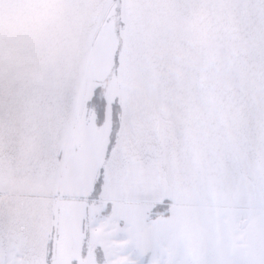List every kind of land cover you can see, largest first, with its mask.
Masks as SVG:
<instances>
[{
  "label": "crops",
  "instance_id": "0c3cea01",
  "mask_svg": "<svg viewBox=\"0 0 264 264\" xmlns=\"http://www.w3.org/2000/svg\"><path fill=\"white\" fill-rule=\"evenodd\" d=\"M63 202L127 264H264V0H0V264H48Z\"/></svg>",
  "mask_w": 264,
  "mask_h": 264
},
{
  "label": "rangeland",
  "instance_id": "374dc122",
  "mask_svg": "<svg viewBox=\"0 0 264 264\" xmlns=\"http://www.w3.org/2000/svg\"><path fill=\"white\" fill-rule=\"evenodd\" d=\"M171 43H177L171 39ZM244 46L250 47V41H244ZM169 63H175L177 57H169ZM132 76L138 74L146 78L147 81L156 80L157 84L162 80L163 73L161 72H146V73H130ZM108 75V76H107ZM107 75H102L98 82V95L108 102L107 106L113 98H120L122 96V78L121 73L109 72ZM156 87V85L154 86ZM162 88V87H161ZM159 90V89H158ZM97 96V95H96ZM93 98V95H91ZM95 97V96H94ZM92 111L95 113L93 108ZM96 114V113H95ZM106 122V120H105ZM104 127L103 129H105ZM111 137V134H109ZM92 140L95 142L96 135H93ZM112 140V139H111ZM107 150V149H106ZM98 212V214H97ZM101 215L102 211L95 210L94 207H82L81 204L63 202L55 204L53 225V240L50 246L49 262L48 264H127L125 259L126 244L120 240H116L111 254L107 246L103 245L101 238L106 232L90 231V221L95 219V216ZM116 221H121L123 214L117 210L115 214L111 215ZM98 218V217H97ZM121 223V222H120ZM115 223L116 239L121 238V233L124 232V227L121 224ZM98 224L100 225L101 223ZM62 228V229H61ZM60 230V231H59ZM120 236V237H119ZM110 254V255H109ZM124 254V255H123ZM133 264V263H132Z\"/></svg>",
  "mask_w": 264,
  "mask_h": 264
},
{
  "label": "trees",
  "instance_id": "16d2710c",
  "mask_svg": "<svg viewBox=\"0 0 264 264\" xmlns=\"http://www.w3.org/2000/svg\"><path fill=\"white\" fill-rule=\"evenodd\" d=\"M93 108L96 113V121L100 124L103 120V112H104V100L102 97H100L97 93V96L95 95L94 101H93ZM99 188V182L96 185V192ZM169 216V211H163L160 209V206L157 208H154L152 213L149 215V219H156L158 217H167Z\"/></svg>",
  "mask_w": 264,
  "mask_h": 264
}]
</instances>
